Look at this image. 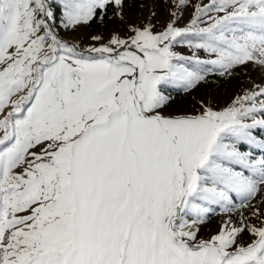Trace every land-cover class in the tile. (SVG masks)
<instances>
[{
	"label": "snow or ice",
	"instance_id": "6c2138e0",
	"mask_svg": "<svg viewBox=\"0 0 264 264\" xmlns=\"http://www.w3.org/2000/svg\"><path fill=\"white\" fill-rule=\"evenodd\" d=\"M55 3L73 30L123 7ZM55 19L46 0H0V264H264V158L239 148L264 149L251 131L264 129V87L219 111H169L172 90L214 70L264 68V0H210L187 27L84 49ZM235 200L259 226L241 212L198 240Z\"/></svg>",
	"mask_w": 264,
	"mask_h": 264
},
{
	"label": "rangeland",
	"instance_id": "374dc122",
	"mask_svg": "<svg viewBox=\"0 0 264 264\" xmlns=\"http://www.w3.org/2000/svg\"><path fill=\"white\" fill-rule=\"evenodd\" d=\"M50 9L56 12L57 25L60 23L61 12L55 0H46ZM210 0H186V3L182 7H176L178 0H142L134 4L133 9L129 13H120L115 15L112 21L106 27H98L93 30H88L86 25H80L75 30L64 29L60 27V31H56L57 34L67 42H74L80 45L81 49L95 44L99 46L100 43H107L112 35H118L120 38L127 39L134 33L132 28L143 29L146 26H150L154 33L162 31L168 23H174L175 27L184 28L187 27L193 17L196 14V6L207 4ZM222 14V13H221ZM209 15H217L216 13H209ZM202 20H206L207 17H202ZM51 25L52 22L49 21ZM201 27L206 26L201 23ZM99 35L102 37L100 42L92 41L91 37ZM176 51L183 52L185 55L189 54L186 48H181L179 45L175 47ZM202 58H211L204 56ZM243 68V73L240 77L224 81L219 85H209L204 89H194L187 98L184 99L177 107L170 108L169 111H184L192 112L193 106L199 107V101L203 100L209 104L214 110H222L225 107H229L233 104V101L238 97H242L245 94L258 91L259 88L264 87V68L252 64L251 62L239 66ZM215 71V70H214ZM259 99V98H258ZM246 104L250 102H245ZM260 118L259 113L256 114ZM251 123V119L245 121ZM252 134L257 140H264V129L259 126L251 130ZM241 151H249L252 153L251 159L264 158V149H260L254 145L241 144L239 145ZM16 171H20L17 169ZM237 205L230 212L222 211L218 206H214L215 210L209 215L205 223L200 227L198 233V240H208L214 234L219 232L221 224L231 219L233 222H238L240 219V213L238 210L239 201L235 200ZM256 207H261L259 197L252 202ZM243 215L249 219L250 222L259 226V221L256 220L252 214L251 209L245 208ZM212 218L217 220L212 221ZM251 237L245 234L243 242H250Z\"/></svg>",
	"mask_w": 264,
	"mask_h": 264
},
{
	"label": "trees",
	"instance_id": "16d2710c",
	"mask_svg": "<svg viewBox=\"0 0 264 264\" xmlns=\"http://www.w3.org/2000/svg\"><path fill=\"white\" fill-rule=\"evenodd\" d=\"M141 1L142 0H123V7L121 9H117V11H119L120 13H123V14L129 13L133 9L134 4L137 2H141ZM114 7L115 6L113 5L112 7H109L107 9L106 15L104 16V19L102 21L99 19V17H97V19H95L92 22H90L89 24H87L86 28L91 31V30L98 28V27H100V28L106 27L112 21V19L115 16L114 12H113ZM54 13H55V15H57L56 12H54ZM51 22H52L55 30L61 32L60 27H57V21L54 20ZM242 73H243V68L237 67L233 70L232 75L230 77L224 78V77H220L216 71H212L207 75L206 82H203L200 85H198L196 87V89H204L209 85H219L224 81H230V80H233V79L240 77L242 75ZM172 95L174 97L175 103L173 104V106L171 108H174V107H177V105L180 104L184 99H186L188 94H185L183 92H178L176 90H172ZM237 211L243 212L244 209L238 208ZM211 220L215 221L217 219L212 218Z\"/></svg>",
	"mask_w": 264,
	"mask_h": 264
}]
</instances>
